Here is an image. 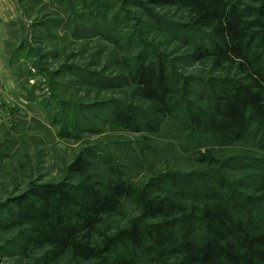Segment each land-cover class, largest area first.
<instances>
[{
    "label": "rangeland",
    "instance_id": "rangeland-1",
    "mask_svg": "<svg viewBox=\"0 0 264 264\" xmlns=\"http://www.w3.org/2000/svg\"><path fill=\"white\" fill-rule=\"evenodd\" d=\"M10 1L14 17L5 22L0 41V264H120L123 253L104 260L53 258L47 247H25L21 230L8 225L15 202L35 185L74 180L68 168L78 154L89 160L93 180L121 176L142 190L165 175L195 180L205 165L219 166L222 172L214 173L227 174L231 187L259 196L254 190L264 148L251 142L213 147L208 159L214 164L207 167L199 154L207 149L198 146L204 136L188 135L182 126L190 101L197 103L194 86L207 88L210 78L227 74L211 59L186 57L187 11L156 0ZM193 34L188 36L194 40ZM154 57L167 62L175 78L186 79L173 120L158 133L136 132L116 122L114 109L135 102L134 86L123 79L129 67ZM142 109L148 111L146 102ZM247 154L261 163L246 160ZM139 217L136 200L128 199L94 238Z\"/></svg>",
    "mask_w": 264,
    "mask_h": 264
},
{
    "label": "trees",
    "instance_id": "trees-1",
    "mask_svg": "<svg viewBox=\"0 0 264 264\" xmlns=\"http://www.w3.org/2000/svg\"><path fill=\"white\" fill-rule=\"evenodd\" d=\"M156 1L187 11L186 57L193 62L211 59L227 73L210 78L207 88L194 86L197 103L190 101L182 124L188 135L204 136L198 145L207 149L199 152L202 161L207 167L214 164V158L208 159L213 147L251 142L264 148V0ZM129 68L123 79L129 78L136 99L117 106L114 119L136 132L158 133L173 120L177 92L186 78H175L160 57ZM246 158L261 163L257 156ZM89 166L84 154H78L68 168L74 180L35 185L15 202L8 225L21 230L25 247H47L53 258L85 260L123 253L120 264H264V165L254 190L258 197L231 187L227 174L214 173L213 168L222 172L219 166L208 170L205 165L195 180L165 175L142 190L121 176L93 180ZM128 199L136 200L141 217L114 234L102 230L94 238Z\"/></svg>",
    "mask_w": 264,
    "mask_h": 264
},
{
    "label": "crops",
    "instance_id": "crops-1",
    "mask_svg": "<svg viewBox=\"0 0 264 264\" xmlns=\"http://www.w3.org/2000/svg\"><path fill=\"white\" fill-rule=\"evenodd\" d=\"M5 2V3H4ZM9 12L11 14L9 15ZM14 8H13V3L10 0H0V41L5 39V35H3V29H4V24L7 22L9 16L12 18L14 17ZM6 13H8V17L6 16ZM2 15L5 16L6 19L3 20ZM2 45V43H0Z\"/></svg>",
    "mask_w": 264,
    "mask_h": 264
}]
</instances>
